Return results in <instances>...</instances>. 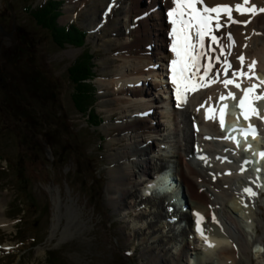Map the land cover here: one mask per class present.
<instances>
[{"label":"bare ground","instance_id":"1","mask_svg":"<svg viewBox=\"0 0 264 264\" xmlns=\"http://www.w3.org/2000/svg\"><path fill=\"white\" fill-rule=\"evenodd\" d=\"M83 1L69 0L65 11L68 13ZM92 3L86 10L94 14L100 9L107 23H111L108 28L106 22L102 28L96 26L98 21L91 25L93 38L109 47L121 46V53L108 56L102 62L107 65L118 61L111 70L103 68V77L98 79L99 97L104 105L113 106L108 109L109 118L104 128L118 130L120 127L121 131L118 130L113 140L116 142L119 140L117 136L123 135L120 139L126 141L122 147L110 149L108 154L113 169L109 173L113 178L107 184V192L109 205L115 212L123 211L121 220L126 228H130L125 232L127 241L138 239L140 255L135 264H239L246 258L250 243L263 242L252 234L261 221L264 222L260 215L264 199L260 198L257 189V183L264 179V157L261 156L264 153L263 101L258 105L246 102L249 119L245 120L239 107L237 118L231 114L226 101L232 98L220 99L221 95L227 97L231 91L235 94V101L239 102L243 93L233 85L226 89L222 82L213 83L195 92H187L184 103L177 100L171 70V62L176 59L172 51L174 25L173 17L169 16L177 6L176 0H92ZM237 4L254 6L257 11L241 14L235 10ZM217 5L231 6L232 20L239 23H231L224 13L220 16L221 28L216 29L213 21L212 35L218 42L213 43L210 36L205 37L202 50L205 55L200 58L201 67L193 82L203 75L209 60L212 67L205 82L217 73L222 81L226 60L232 66L228 69V78L232 72L240 70L252 77L239 78L237 82L242 88L257 85L249 100L264 94V85L261 84L264 81V12L259 11L264 9V0H249L247 5L243 0H203L197 3V8L202 10L205 6ZM123 10H126L128 19ZM121 16L122 20L119 19ZM191 34L195 41V29ZM196 51H201L198 45ZM241 55L245 58L243 63L238 59ZM215 57H219V61ZM253 61L254 71L249 72L248 65ZM152 107L155 108L153 124L141 126L139 120L127 121L133 114L144 117L153 113ZM251 108L258 112L253 113ZM222 111L224 121L233 124L231 136L240 138L242 147L253 159L249 168L243 166L242 160H237L235 153L224 149V144L228 148L231 146L217 129ZM114 113L120 115L116 121L111 119ZM206 116L212 118L206 119ZM237 124H242L244 129L251 124L256 129L255 135H241ZM168 161L172 162L174 176L180 179V184L170 192L162 191L165 192L162 195L157 194L160 191L156 188L150 192L148 184L153 175L165 168ZM180 187L182 196L173 199L176 192L180 194ZM4 200L0 197V223L5 221ZM152 204L156 208L152 209ZM243 204L250 207L246 209ZM70 211L74 213L73 209ZM240 211L244 212L245 221L239 219ZM196 214L202 217L199 230ZM167 217L173 223L164 221ZM179 217L188 222L182 224L183 219L178 220ZM168 225H172V230L166 229ZM250 225L252 231L248 229ZM185 234H191V239H183ZM178 236L182 240L171 250L174 245L170 241ZM261 251L264 252L259 249V254Z\"/></svg>","mask_w":264,"mask_h":264},{"label":"rangeland","instance_id":"2","mask_svg":"<svg viewBox=\"0 0 264 264\" xmlns=\"http://www.w3.org/2000/svg\"><path fill=\"white\" fill-rule=\"evenodd\" d=\"M45 1L0 0V27L13 38L10 41L7 35L0 37V197L5 199V221L0 223V264L136 263L140 255L138 239L127 241L125 232L130 228L121 220L123 211L115 212L109 205L107 192V184L113 178L109 173L113 169L108 154L110 149L122 147L126 141L120 139L123 135L117 136L118 141L113 140L120 127L118 130L104 128L108 109L113 106L104 105L99 97L98 79L103 77L102 71L111 70L118 63L104 65L102 62L108 56L121 53V46L109 47L93 38L91 25L98 21L96 26L102 28L108 21L100 9L94 14L86 10L93 4L92 0L83 1L68 13L64 7L69 0H53L58 1L57 29L74 23L77 29L86 32L83 46L60 45L56 41L58 30L54 31L56 38L30 13V9ZM123 12L128 19L126 10ZM109 26L111 23L106 24V28ZM84 52L92 55L91 70L95 74V78L86 80L88 87L84 88L90 114L89 110L82 112L75 107L74 85L68 73L72 61ZM229 100L230 112L237 113L239 102ZM250 100L248 104L264 103V99L255 97ZM152 108L153 113L144 117L133 114L127 121L139 120L141 126L153 124L155 108ZM119 116L114 113L111 119L114 121ZM99 119H102L100 125L96 124ZM169 164L172 162L166 165ZM261 184L264 186V179ZM70 205L76 215L68 208ZM21 206L24 211L19 220L20 214L15 213ZM261 209L264 220L263 204ZM238 216L246 220L243 211ZM181 219L182 224L188 222L182 217L178 220ZM178 220H174L176 226ZM164 221L173 223L170 217ZM168 227L172 230V225ZM252 227L248 226L249 231ZM263 228L261 221L252 234L264 242ZM185 238L191 239V234H185ZM181 240L178 236L170 241L174 245L171 250ZM263 242L250 243L246 258L239 264H260L264 252L259 254L258 250L264 251Z\"/></svg>","mask_w":264,"mask_h":264},{"label":"snow or ice","instance_id":"3","mask_svg":"<svg viewBox=\"0 0 264 264\" xmlns=\"http://www.w3.org/2000/svg\"><path fill=\"white\" fill-rule=\"evenodd\" d=\"M203 2V0H176V8L169 12V16L173 17L172 24L173 27V45L172 51L176 54V59L171 62L172 65V83L176 85V98L181 103L186 102V93L187 92H195L200 88L207 87L210 84L222 82L224 87L227 89L229 85H233L236 89L242 91L243 95L239 98L238 107L241 109V113L244 116V119H249L248 113L245 111L246 102L249 101V96L251 93H254L257 85L252 84L247 88H242L241 83L237 82L240 77H245L247 79H251L252 77L248 75L247 72L244 71H234L232 72L231 78H228V69L232 66L226 60L224 62L225 66L223 68L224 79L219 81V73L214 77H210L205 82V77H208L209 71L211 70V60H209V64L204 68L203 75L199 76L197 81L194 83L193 78L196 77V73L200 70V58L205 55L202 51L204 48V40L205 37L210 36L213 43H217V37L212 35L213 31V21L215 20V28L219 29L222 27L220 24V16L221 13H224L228 16V19L231 23H239V21L232 20V7L228 5H217L213 7L205 6L202 10L197 8V3ZM249 0H243V4L247 5ZM235 10L244 13H255L257 9L254 6L244 7L240 4L235 6ZM259 11L264 12V9H260ZM213 13L215 14L213 16ZM187 16V19H185ZM244 23H247L244 22ZM179 24V27H175V25ZM195 29V41H193V37L191 34V30ZM229 39L231 36L229 34ZM197 45L201 49V51L197 52ZM217 61H219V57H215ZM238 59L241 63L244 62V56H239ZM255 67V61L252 64L248 65L249 72H253ZM261 84L264 85V81H261ZM226 98L236 99L235 94L231 91L227 93V97L224 95L220 96L221 100ZM211 99V98H209ZM255 99H264V94L255 96ZM203 106V105H202ZM250 106V105H249ZM226 107V105H225ZM253 113H257L258 110L256 108H251ZM211 116H206V119H211ZM220 124L221 127L224 126V114L221 112L220 116ZM245 137L249 134L255 135L256 129L249 124L247 129L241 130ZM231 139L235 140V137H231ZM238 143V142H237ZM261 156L264 157V153H261ZM197 219V230H199V221L202 217H199V214H196Z\"/></svg>","mask_w":264,"mask_h":264},{"label":"trees","instance_id":"4","mask_svg":"<svg viewBox=\"0 0 264 264\" xmlns=\"http://www.w3.org/2000/svg\"><path fill=\"white\" fill-rule=\"evenodd\" d=\"M58 1L55 2L53 0H47L44 4L39 5L33 9L27 8V10L30 9V13L36 20V22L40 26H44L51 30L55 34V30H58L59 37L57 38L56 34V41L60 45H64L65 43H68L70 45L75 46H81L84 43V35L85 32L77 29L75 25H68L67 27H62L61 29L56 28V22L55 19L58 17ZM57 6V7H56ZM60 30V31H59ZM92 58V55L84 52L81 57H78L69 67H68V73H69V79L74 85V92L72 94V97L74 98L73 102L77 109L81 110L82 112H86L89 110V114L91 110L89 109L90 103H87V95L85 94V87H88L86 80L91 79L90 77L94 74L92 73L91 66H93L92 63H90V59ZM90 64V65H89ZM83 88V92H79V89ZM93 91V89H92ZM94 95V91H93ZM89 106V107H88ZM100 120L97 121L96 124H98ZM8 168L9 166L6 165ZM8 170V169H6ZM17 190H20L19 187H17ZM22 193V192H21ZM24 206V205H23ZM21 211H24V207H20L17 209L15 215L20 214V219L23 215H21ZM24 214V213H23ZM16 216V217H17Z\"/></svg>","mask_w":264,"mask_h":264},{"label":"water","instance_id":"5","mask_svg":"<svg viewBox=\"0 0 264 264\" xmlns=\"http://www.w3.org/2000/svg\"><path fill=\"white\" fill-rule=\"evenodd\" d=\"M0 35H1V37L3 35V31L1 29V27H0ZM126 264H135V263L134 262H131V261H127Z\"/></svg>","mask_w":264,"mask_h":264}]
</instances>
